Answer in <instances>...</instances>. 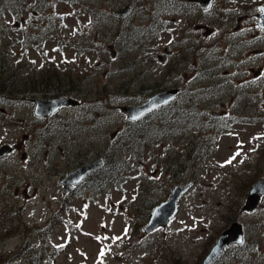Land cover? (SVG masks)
<instances>
[{
	"label": "rangeland",
	"instance_id": "374dc122",
	"mask_svg": "<svg viewBox=\"0 0 264 264\" xmlns=\"http://www.w3.org/2000/svg\"><path fill=\"white\" fill-rule=\"evenodd\" d=\"M135 1L134 18L120 22L121 31L132 25L128 30L133 29V38L120 31L115 37L112 31L113 9L127 0L0 3L7 24L5 30L0 28V51L5 52L4 58L0 53V80L12 73H17L18 79L13 84L17 91L11 88L12 94L0 95L23 96L21 92L33 90L31 82L39 80L38 66L51 60L63 67L66 62L72 87L81 84L89 100L88 110L90 100L102 103L97 111L103 115L90 127L79 121L77 110L70 109L63 123L55 126L47 152L48 142L38 146L35 133L24 141L26 159H21L20 151L0 158V254L12 255L7 264H35L16 255L28 237L32 246H52L53 264H198L221 231L237 221L246 245L229 246L221 260L226 264H264V197L255 208L243 209L251 186L259 179V166H264L259 151V134L264 132L259 127L264 123L259 120V114L264 115V52L252 54L255 48L264 47L255 15L259 0H214L215 11L205 19L215 31L210 39L205 36V43L215 42L216 55L222 50L230 52L229 42L247 38L242 54L247 52L248 59L232 63L228 71L217 56L210 62L216 65L209 66L208 56L203 58L207 47H179V40L188 37L179 11L159 9L152 14L151 10H157L152 0ZM240 15L244 17L238 20ZM151 22L156 30L152 28L153 35L148 38L138 25ZM133 43H141L146 55L138 65L125 69L122 66L132 53L118 60L112 50L134 47ZM164 44L172 55L163 53ZM181 48H187L189 58L173 75H179L174 84L181 93L175 101L186 105H182L183 118L173 126L170 118L163 123L153 110L144 134L131 138L124 129L123 113L108 114L104 106L115 105L117 97L122 101L140 96L142 88L153 91L164 85L161 82L166 72L170 74V67L158 54L176 63L180 58L173 54ZM259 66L261 76L255 77L251 68ZM3 99L0 118L5 121L0 120V142L23 140L28 128L19 118L25 111L15 110V101ZM82 120L90 122L91 116ZM237 152L240 154L226 163ZM104 153L125 158L119 175L104 184L100 171L95 174L97 182L85 180L72 193L61 191V177L78 160ZM187 181L191 183L179 197L170 221L151 232H137L138 223L146 222V217L138 218L140 212L167 198L174 184ZM52 213L62 221L44 235L42 228ZM35 223L42 233L27 228ZM10 226L15 229L10 231ZM132 239L138 244L125 258Z\"/></svg>",
	"mask_w": 264,
	"mask_h": 264
},
{
	"label": "flooded vegetation",
	"instance_id": "af4514ba",
	"mask_svg": "<svg viewBox=\"0 0 264 264\" xmlns=\"http://www.w3.org/2000/svg\"><path fill=\"white\" fill-rule=\"evenodd\" d=\"M6 2H18V0H0V3H6ZM135 2H136L135 0H127V2L123 4V6H129V10L125 12L124 14H120V13L117 14L116 12L112 13V18L114 20L112 31L113 32L115 31L114 33L115 37H116L117 32L120 31L122 32L121 33L122 35L125 34L133 38V34H132L133 29L132 30L127 29V26L129 24L125 26V29H126L125 31H121L123 29V26H122L123 23H120V22L122 19L134 18L133 5ZM152 3L155 6L154 8L157 9L154 11L151 10L152 14H154L155 12L158 13L159 9L176 10L180 12L182 17L185 18L183 21V24L186 27L185 29H183V31L185 32V34L188 35V37H182V39L179 40V42L181 43V46L179 47H187L189 49H192L197 46L207 47V51L203 54V58L208 56V58L210 59L209 66L216 65V64H210L212 60H215L216 56L220 58V63L227 65V68L225 69V71L229 70L228 67L232 63L237 64V63L246 61L248 59L249 54L247 52L245 54H242V49H244V47H247V38L242 39L239 42H236V41L229 42L227 47H229V49L231 48L230 52L222 50V53L219 55H216V52H215L216 45L214 41L212 43L210 42L205 43V39L206 38L210 39V36H212L215 32L213 28L207 23L208 20H205V19H208V17L210 16V13H214L215 11V7L213 6L214 0H209L207 6H203L200 0H152ZM263 4H264V0H259L258 10L256 11V14H255L258 17V13H259V19L261 18L260 12H261V7ZM100 14L103 15V12H101ZM241 17H244V16L240 15L238 19H240ZM152 25H153V22H151V24L147 26L140 24L138 25V27L142 29L141 32L147 33V35H149L148 38H151V36L153 35L151 31L153 28ZM153 29L156 30V28H153ZM235 34L236 33H234V35ZM259 37L261 38V40L264 41V27L261 26L260 24H259ZM133 46L134 47H117V49L112 50V54L118 60H120L123 56H125L129 52L132 53V57L129 58L128 61L124 63L122 66L125 69H130L138 65L140 59L146 55L145 47H143L141 43H133ZM187 48L186 49L181 48L177 52L175 51L173 56L177 55V57L180 58V60L176 63H172L171 59L166 58L168 55H172V51L169 49L168 46H165L164 44L162 51L166 55V57L163 58L162 55L158 54V58L163 60V64L167 63L169 65L170 67L169 73L171 74L170 75L166 72L164 80H162L161 82L164 85L159 84V87L157 89L153 87L155 89L153 91H151L152 89H149V88H142L141 92L140 90L138 91L140 92V96H132L130 97L131 100L124 99L121 101V98L117 97L116 99L119 102H116L115 105L113 103H109L108 106H104L107 109L106 113L110 114L111 112L114 113V111H118L120 113L121 106L123 105L138 104L155 93L173 89L174 90L173 96L169 98L168 100H166L165 102L158 105L157 107H155L154 110L158 111V115L161 117V121L163 123L167 124V120L168 118H170L172 125L177 126L179 118L182 117L181 112H184L185 109L182 108V105L184 104L180 103L179 100L175 101V99L177 98L180 92V88L177 84H174V82H177L176 79L178 78L179 75H173V72L177 73L178 66L185 65V61L188 60L189 55L185 54V51L187 50ZM262 52H264V47H258L253 50L252 54L260 55L262 54ZM38 68L39 69L37 70V74H39L38 76L39 80L31 82V84H34L33 90L21 92L23 96L9 98L15 101V106H16L15 110L18 108L17 111H20L19 110L20 108L21 110L25 111L23 113L24 116L19 119L23 123H26L28 130L27 132L23 133L22 135L23 140L16 139L15 141H11V142L9 141L0 142V146L7 144L10 147V149L7 152L0 154V158H2L4 155L8 153L20 151L21 159L23 160L26 159L28 155L27 154L28 151L26 149L27 146L24 145V141L31 137L34 138L35 133H37L36 139H37L38 146L42 145L43 142L45 143L48 142L46 149H45L46 150L45 152H47L48 148L52 146V143H50V140L52 136L55 135L54 133L55 126L57 124L63 123V120L66 119V116L68 115V112L70 109L74 108L75 110H77V116L80 117L79 121L83 125H88L92 127L103 119V115H100L99 112L97 111L98 108H102V103L101 105H99L98 102H94L90 100L89 104L92 107L90 110H88L87 103L89 100H86V94L84 93L83 88L81 87V84H77L76 86L72 87L71 75H70L71 71L68 69L69 65L66 64V62L63 67L61 66L58 67L57 65H55L54 61L52 62L51 60H49L47 64H41L40 66H38ZM119 68L120 67H117V69ZM251 69L254 70L255 77L261 76L260 74L262 70L261 66H259L257 69H253V68ZM142 73H143L142 71L137 73V76H141ZM44 74H48L47 77H44L43 76ZM62 77H63V80H62ZM68 78L70 80H68ZM133 82L135 81L133 80ZM59 95H70L72 96V98H75V102L64 104L60 106L57 110L52 111L48 114L39 115L35 112V107H36L35 99H48V98L57 97ZM179 95H181V93ZM0 97H2V95H0ZM176 102L178 104V107L176 106ZM152 110L148 111V114H150ZM1 112H5V108L1 107ZM169 114L172 115V117H167V115ZM87 115L89 117L91 116V120L90 122L86 123L82 120V117H86ZM144 115H146V113ZM143 117L144 116L142 115L141 117L132 119L131 121H137ZM122 119L123 121L125 120L124 116L122 117ZM260 119L263 120L264 115L259 114V120ZM0 120H2L3 122L5 121L4 119H1V118ZM259 127L264 130V123L259 124ZM259 137H260L259 151L261 154H263L262 156L264 158V132L259 134ZM43 159L44 158H41V160ZM91 160L93 159H87V158L82 159L81 158L80 160L77 161L79 163H77L75 166L83 162L91 161ZM260 162H261V159H259V164ZM99 168H100V164L97 165L94 169L87 172V174L88 173L89 174L98 173ZM259 174H260L259 180L262 179L264 182V166H259ZM74 188L75 186L73 187V189ZM263 197H264V191L259 196V201H258L259 204L261 200L263 199ZM244 239L245 237L243 235L242 240L240 242H234L232 244L226 245L223 251L216 258H214L210 264H226L225 261L221 260V256L224 254L225 250L229 248V246H233L234 248L235 247L234 244H241L244 242V244L246 245V241Z\"/></svg>",
	"mask_w": 264,
	"mask_h": 264
},
{
	"label": "water",
	"instance_id": "95a60500",
	"mask_svg": "<svg viewBox=\"0 0 264 264\" xmlns=\"http://www.w3.org/2000/svg\"><path fill=\"white\" fill-rule=\"evenodd\" d=\"M209 0H200L203 6L208 5ZM129 9L128 6L120 7L115 11L117 14H124ZM260 12L261 19L258 23L264 26V5H262ZM174 90H167L155 93L148 97L146 100L141 102L140 104L135 105H123L121 106L122 111L129 118H138L142 116L144 113L149 111L150 109L156 107L157 105L165 102L169 98L173 96ZM36 107L35 112L39 115L48 114L54 110H56L62 104L74 103L75 99L70 96H57L49 99H35ZM10 147L7 144L0 146V154L8 151ZM102 162V158L90 162L84 163L72 170H70L64 177L61 178L60 182L63 184L62 191H66L71 188L72 184L78 182L83 175L99 165ZM189 185V182L185 184H176L173 186L170 195L157 204L150 214V217L147 223L144 225V229L146 231L151 230L152 228L158 225H165L167 220L175 213L177 208V198L181 194V192ZM264 190V182L262 179L257 180L250 188L248 195L245 199L243 208L244 209H252L257 205L259 201V196ZM242 227L241 224L237 221H232L228 227L223 229L221 233L218 235L214 244L210 247L208 253L205 255L202 264H210L212 260L218 256L223 250L224 246L227 243L232 242H240L242 240Z\"/></svg>",
	"mask_w": 264,
	"mask_h": 264
},
{
	"label": "trees",
	"instance_id": "16d2710c",
	"mask_svg": "<svg viewBox=\"0 0 264 264\" xmlns=\"http://www.w3.org/2000/svg\"><path fill=\"white\" fill-rule=\"evenodd\" d=\"M0 24H1V21H0ZM1 55H3V54H1ZM1 62H4V61H1ZM15 74L17 75V73H15ZM15 74L12 73L9 76L4 77L3 79L0 80V92L12 94L11 88H15V87H13V84H14V81L17 79ZM10 85H12V87H10ZM15 91H17V88H15ZM8 97H12V96L8 95ZM149 121H150V119L148 118V115H145L143 118H141L140 120H137V121H131L128 119L125 120L127 135H129L131 138H133V136H136V135H140V136L143 135L145 125ZM124 160H125V158L122 159L121 156L115 157L113 155H110L109 159H105L104 164L102 166V170H101L102 171V178H104V183L106 182V180L109 177H113V176H115V174H118V175L120 174V171L122 170V168L124 166V163H123ZM93 179L95 180V182L98 181L97 177H94V176L92 177L90 175V179L88 180V182L90 183ZM62 206H60V208ZM147 214H148V211L140 212V214L138 215V218L146 217ZM60 220L61 219H59L55 213H52L50 224H48L47 226H44L42 228L44 234H48V229L51 228L53 226V224L59 223ZM29 228H30V230H32L33 228L40 229L38 224H34L33 227L30 226ZM8 229L11 231L14 229V227L10 226ZM42 230H41V233H42ZM136 230H137V232L142 230L141 224L138 223ZM131 238H133V237H131ZM27 239H28V237L22 240V243H21L20 248L17 251L16 255H22L23 258H25L28 261H31L35 264H43V263L53 264L54 263L55 257H54V253L51 251V250H53L51 245L40 244L38 247H35V246L30 245V243L28 242ZM136 244H138V242L135 241V239H132L131 245L126 247V250L124 253L125 258H127L128 256H130L133 253L134 245H136ZM57 248L60 249V247H57ZM22 249H24V250H22ZM35 253H37V255ZM10 257H11V254H0V262H2V264H7V263H9ZM174 258L178 259V256L176 255V257H174Z\"/></svg>",
	"mask_w": 264,
	"mask_h": 264
},
{
	"label": "snow or ice",
	"instance_id": "6c2138e0",
	"mask_svg": "<svg viewBox=\"0 0 264 264\" xmlns=\"http://www.w3.org/2000/svg\"><path fill=\"white\" fill-rule=\"evenodd\" d=\"M239 154H240L239 152H237L236 154H234V156L229 161H226V163H231V160L232 159H235V157L238 156ZM116 239H119V237H117ZM103 254H104L103 251H101L100 255L102 256Z\"/></svg>",
	"mask_w": 264,
	"mask_h": 264
}]
</instances>
